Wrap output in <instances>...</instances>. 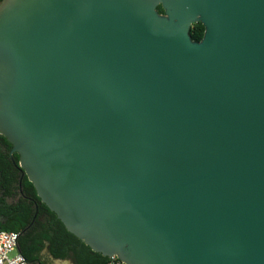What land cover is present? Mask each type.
<instances>
[{
    "label": "water",
    "instance_id": "95a60500",
    "mask_svg": "<svg viewBox=\"0 0 264 264\" xmlns=\"http://www.w3.org/2000/svg\"><path fill=\"white\" fill-rule=\"evenodd\" d=\"M0 133L94 252L264 264V0H4Z\"/></svg>",
    "mask_w": 264,
    "mask_h": 264
},
{
    "label": "trees",
    "instance_id": "16d2710c",
    "mask_svg": "<svg viewBox=\"0 0 264 264\" xmlns=\"http://www.w3.org/2000/svg\"><path fill=\"white\" fill-rule=\"evenodd\" d=\"M4 0H0V5ZM158 11L163 14L162 6ZM205 34V27L202 23L192 26L191 36L194 41L200 42ZM13 146L5 136L0 133V188L5 196L0 197V231L18 232L29 223L32 224L31 239L35 241L30 253L23 252L29 264L39 259L38 253L43 243H50L52 253L60 258H73L77 264H110V258L94 252L89 246L68 232L63 223L58 219L41 199L38 197L36 189L27 176L22 177L23 171L19 168V155L12 156ZM32 199L28 203L24 198H20V209L28 218V221H15L9 219L7 224L2 219H8L13 212L15 205L8 204L9 198H16L20 195V190ZM19 208V207H18ZM73 255H72V254Z\"/></svg>",
    "mask_w": 264,
    "mask_h": 264
},
{
    "label": "flooded vegetation",
    "instance_id": "af4514ba",
    "mask_svg": "<svg viewBox=\"0 0 264 264\" xmlns=\"http://www.w3.org/2000/svg\"><path fill=\"white\" fill-rule=\"evenodd\" d=\"M5 193L0 188V197H4ZM24 198L28 203H32V199L26 196L24 192H20V195L16 198H9L7 200L8 204L15 205L16 207L13 209V212L10 214V217L8 219H2L4 223L7 224V221L9 219L15 220V221H28V218L24 212V209H20L22 207L20 205V198ZM19 207V208H18ZM31 232H32V224L29 223L26 225L21 231L19 236V250L21 253L27 252L30 253L33 246H35V241H32L31 239ZM72 254V253H71ZM39 259L31 264H57L58 262H65V261H71L72 264H77L76 260L69 257V258H60L55 256L52 253L51 245L50 243H43V246L41 247L40 252L38 253ZM73 255V254H72ZM29 264V263H28Z\"/></svg>",
    "mask_w": 264,
    "mask_h": 264
},
{
    "label": "built area",
    "instance_id": "2783aa9c",
    "mask_svg": "<svg viewBox=\"0 0 264 264\" xmlns=\"http://www.w3.org/2000/svg\"><path fill=\"white\" fill-rule=\"evenodd\" d=\"M19 236L18 232L0 231V264H28L24 255L18 251ZM110 261V264H125L117 257L110 258Z\"/></svg>",
    "mask_w": 264,
    "mask_h": 264
},
{
    "label": "crops",
    "instance_id": "0c3cea01",
    "mask_svg": "<svg viewBox=\"0 0 264 264\" xmlns=\"http://www.w3.org/2000/svg\"><path fill=\"white\" fill-rule=\"evenodd\" d=\"M18 251L20 252V250H19V246H18ZM21 253V252H20ZM65 262H68L69 264H72V262L71 261H65ZM63 262H58L57 264H62Z\"/></svg>",
    "mask_w": 264,
    "mask_h": 264
},
{
    "label": "rangeland",
    "instance_id": "374dc122",
    "mask_svg": "<svg viewBox=\"0 0 264 264\" xmlns=\"http://www.w3.org/2000/svg\"><path fill=\"white\" fill-rule=\"evenodd\" d=\"M11 256H14V254H11ZM62 264H69L68 262H63Z\"/></svg>",
    "mask_w": 264,
    "mask_h": 264
}]
</instances>
